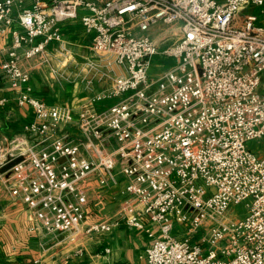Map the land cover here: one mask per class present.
<instances>
[{"label":"built area","instance_id":"obj_1","mask_svg":"<svg viewBox=\"0 0 264 264\" xmlns=\"http://www.w3.org/2000/svg\"><path fill=\"white\" fill-rule=\"evenodd\" d=\"M263 4L0 0L1 77L33 110L4 187L31 229L72 239L140 229L152 237L145 264H264V152L249 146L264 139V10L251 11ZM74 18L90 36L88 68L111 78L77 108L38 97L24 66L47 62ZM157 54L172 62L154 78ZM105 194L114 213L82 226Z\"/></svg>","mask_w":264,"mask_h":264},{"label":"crops","instance_id":"obj_2","mask_svg":"<svg viewBox=\"0 0 264 264\" xmlns=\"http://www.w3.org/2000/svg\"><path fill=\"white\" fill-rule=\"evenodd\" d=\"M61 29L62 40L48 47L45 53L47 62H42L40 57L26 62L30 69L33 62L40 63V69L30 73V84L34 93L47 103H65L77 108L96 91L108 87L111 78L87 67L86 61L93 55L90 36L78 18L63 21ZM3 40L8 41V37ZM120 72L123 73L121 68H116L111 75ZM5 83L7 85L0 87V100L4 99L0 109L18 131H22V125L33 119V110L28 105H17L14 91ZM113 100L103 104L108 105ZM66 129L74 132L70 125ZM5 176L6 173H0L2 184ZM89 184L96 188L94 178ZM118 187L113 186L108 192L117 191ZM7 194H0V264H36L34 259L38 256L40 264H145V250L152 237L143 230L120 225L98 235H86L79 230L73 239L68 233L45 235L31 229L29 211ZM109 197L103 195L101 209L92 205L87 208L82 226L114 213L115 206L108 201Z\"/></svg>","mask_w":264,"mask_h":264},{"label":"rangeland","instance_id":"obj_3","mask_svg":"<svg viewBox=\"0 0 264 264\" xmlns=\"http://www.w3.org/2000/svg\"><path fill=\"white\" fill-rule=\"evenodd\" d=\"M253 10H256L257 12L264 10V4L259 6L258 8L251 9V11H253ZM90 58L93 60L96 59L93 56H91ZM171 62H172L171 58L166 57L164 55L157 54L153 58V61H152V66H151V70H150L151 76L156 78L163 69L167 68L171 64ZM39 64L40 63L33 62L31 64V66H32L31 69L29 68L30 65L27 64L26 62L24 63V66L28 67L29 72L31 73V71L33 72V71H37V69H40ZM101 69L103 70L104 67H101ZM115 74H119V73H115ZM0 75H1V73H0ZM5 85H7V84L5 83V80L1 77L0 78V87H4ZM14 96H15V94H14ZM26 124L27 123H24L22 125V127H21L22 131H20V129L18 131L16 125L13 123L12 120H10V117L6 118L4 115V112H2V110L0 109V163L4 161L6 156L8 157L7 151L16 142V136L21 134V132L24 133V125H26ZM16 131H18V132H16ZM22 136L23 135H20L19 137H22ZM249 146L253 149L259 150L260 152H264V139L260 140L257 143L255 141H251L249 143ZM6 162H8V161H6ZM6 162L4 161V163L2 165H4ZM2 165H0V167ZM6 172H2V173H6ZM4 180H5V178L3 177V184L0 180V194L1 195H5V193L7 194V191L4 187V182H5ZM8 195L9 194H7V196ZM15 201H17V200H15ZM1 204H3V203L1 202ZM245 212H246L245 202H240V203L234 205L231 209V214L234 217H241L245 214ZM35 258L41 259L40 256L35 257ZM36 264H40V262H36Z\"/></svg>","mask_w":264,"mask_h":264},{"label":"water","instance_id":"obj_4","mask_svg":"<svg viewBox=\"0 0 264 264\" xmlns=\"http://www.w3.org/2000/svg\"><path fill=\"white\" fill-rule=\"evenodd\" d=\"M0 78H1V75H0ZM21 159H22V157L21 156H18V157H15L12 160L6 162L4 165H2L0 167V173L6 172L14 163H16L17 161H19Z\"/></svg>","mask_w":264,"mask_h":264}]
</instances>
